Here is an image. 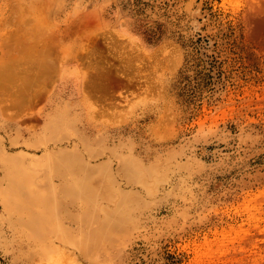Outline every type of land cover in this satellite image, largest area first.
Segmentation results:
<instances>
[{
  "label": "rangeland",
  "instance_id": "1",
  "mask_svg": "<svg viewBox=\"0 0 264 264\" xmlns=\"http://www.w3.org/2000/svg\"><path fill=\"white\" fill-rule=\"evenodd\" d=\"M251 1L0 0V264L254 263Z\"/></svg>",
  "mask_w": 264,
  "mask_h": 264
},
{
  "label": "bare ground",
  "instance_id": "2",
  "mask_svg": "<svg viewBox=\"0 0 264 264\" xmlns=\"http://www.w3.org/2000/svg\"><path fill=\"white\" fill-rule=\"evenodd\" d=\"M249 9H250V11H249V17H248V24H249V26L251 27V30H252V39H253V42L258 46V48L259 49H261V51L263 52V54H264V0H252L251 1V3H250V5H249ZM2 80H4V78L2 79ZM6 80H8V79H6ZM21 94V93H20ZM19 94V95H20ZM22 95V94H21ZM20 95V96H21ZM18 99V98H17ZM259 197H261V196H259ZM262 197H264V196H262ZM261 197V198H262ZM260 199V198H259ZM263 199V198H262ZM261 200V199H260ZM263 202V204H264V200L262 201ZM259 204H261V203H259ZM262 205V204H261ZM262 207V206H261ZM258 208V207H257ZM260 211V210H259ZM263 212V211H262ZM257 214V212H254V215H256ZM259 213H261V212H259ZM264 213V212H263ZM253 214V213H252ZM260 215V214H259ZM259 215H256V217L257 216H259ZM250 216H251V214H250ZM249 217V216H248ZM261 217H263V216H260V218ZM251 218V217H250ZM260 218H258V219H260ZM252 219V218H251ZM262 220V219H261ZM260 220V221H261ZM252 221V220H251ZM255 221H257V220H255ZM259 221V220H258ZM250 222V221H249ZM253 222V221H252ZM251 222V223H252ZM258 223V222H257ZM262 224V223H261ZM258 224H256V226H257ZM260 225V224H259ZM258 225V226H259ZM255 226V227H256ZM257 226V227H258ZM244 228V227H243ZM242 229V228H241ZM258 230L257 231H255V233H256V236H255V248H257L259 251V254L257 255V257L255 258V260H253L254 261V263L253 264H264V225L262 226V225H260V227L259 228H257ZM245 232V231H244ZM250 232V231H249ZM252 232V231H251ZM250 234V233H249ZM244 236V235H243ZM248 236V235H247ZM253 236H254V234H253ZM252 236V237H253ZM244 237H246V235L244 236ZM250 237V236H249ZM254 239V238H253ZM246 240V239H245ZM248 240V239H247ZM252 240V239H251ZM250 240V241H251ZM240 241V240H239ZM253 241V240H252ZM251 241V242H252ZM253 242V243H254ZM252 243V244H253ZM246 244V243H245ZM247 245V244H246ZM240 247H242V246H240ZM254 248V247H253ZM252 248V249H253ZM244 249V248H243ZM242 249V250H243ZM248 249V248H247ZM250 249H251V246H250ZM250 249H248V250H250ZM245 250V249H244ZM243 250V251H244ZM252 251V250H251ZM254 251V250H253ZM254 252H257V251H254ZM242 253V252H241ZM240 253V254H241ZM245 253V252H244ZM247 253V252H246ZM245 253V254H246ZM244 254V255H245ZM242 255H243V253H242ZM240 256L241 258L242 257H244V256ZM248 255H249V253H248ZM250 255H253L252 253L250 254ZM247 257V256H246ZM244 262V261H243ZM246 262V261H245Z\"/></svg>",
  "mask_w": 264,
  "mask_h": 264
}]
</instances>
